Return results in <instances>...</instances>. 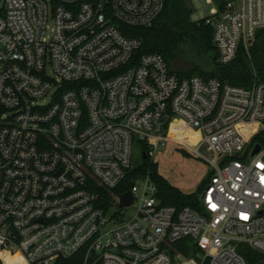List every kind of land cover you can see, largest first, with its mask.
Masks as SVG:
<instances>
[{
  "label": "built area",
  "instance_id": "obj_1",
  "mask_svg": "<svg viewBox=\"0 0 264 264\" xmlns=\"http://www.w3.org/2000/svg\"><path fill=\"white\" fill-rule=\"evenodd\" d=\"M214 1L205 23L227 64L264 28V0ZM162 8L0 0V264H54L82 249L84 264H248L240 243L264 253V82L179 76L158 53L137 56L125 29L150 26ZM175 119L196 142L170 134ZM169 140L210 166L199 209L162 204L148 175L133 180L128 206L121 194L105 201L132 168L134 142L153 159ZM186 238L188 254L175 245Z\"/></svg>",
  "mask_w": 264,
  "mask_h": 264
},
{
  "label": "trees",
  "instance_id": "obj_2",
  "mask_svg": "<svg viewBox=\"0 0 264 264\" xmlns=\"http://www.w3.org/2000/svg\"><path fill=\"white\" fill-rule=\"evenodd\" d=\"M194 8L190 0H163V8L154 19L152 24L147 27L126 28V34L137 37L141 45L136 51V55L140 56L147 52H155L160 54L167 62L168 66L179 76H189L192 74L200 75L204 78L213 76L222 83L231 85L250 87L254 83L264 82V28L259 29L251 44L249 45L248 54L244 49H239L234 60L227 64H219L217 62V52L212 42V28L205 23V18L199 20H191ZM189 43L196 47V53L204 55L208 52L214 53L213 68L209 73L192 72L199 70L198 66L188 70L182 68L174 70L171 63L173 60L181 57V43ZM173 129L179 127L177 119L172 122ZM193 134V132L183 131L184 137ZM143 148V146H141ZM145 149V148H143ZM145 151V150H143ZM145 155V157H143ZM148 175L156 184L157 195L164 205H173L178 208L189 206L193 209H199L198 193H184L178 188L172 186L157 171V163L146 153L142 154V161L127 173L125 179L115 188L103 191L105 201L110 200L112 195H120L127 192L133 180L138 176ZM183 250L184 254H188L189 248L194 247L190 238L183 239L175 244ZM238 251L243 255L248 264H264V253L258 252L245 243L238 245ZM93 255H89L86 264H100L93 262ZM85 250L82 249L69 257H60L54 264H84Z\"/></svg>",
  "mask_w": 264,
  "mask_h": 264
},
{
  "label": "rangeland",
  "instance_id": "obj_3",
  "mask_svg": "<svg viewBox=\"0 0 264 264\" xmlns=\"http://www.w3.org/2000/svg\"><path fill=\"white\" fill-rule=\"evenodd\" d=\"M194 11L191 15V20H199L204 16L209 15V9L214 6L213 3H206L205 0H190ZM180 49L183 52L181 57L173 60L171 63L174 70L182 68L188 70L198 66L199 70L192 72L209 73L212 71L214 53L208 52L202 55L196 53V47L187 41L180 44ZM182 134L186 131L181 125L174 130ZM191 143V142H190ZM193 143V142H192ZM200 151H203L202 149ZM142 161L141 147L138 142L132 145L131 165L137 166ZM153 161L157 163V171L162 175L172 186L178 188L184 193L197 192L201 183L206 181L210 175L209 164L201 157L192 153L182 143L169 140L164 147L158 148L153 156Z\"/></svg>",
  "mask_w": 264,
  "mask_h": 264
},
{
  "label": "water",
  "instance_id": "obj_4",
  "mask_svg": "<svg viewBox=\"0 0 264 264\" xmlns=\"http://www.w3.org/2000/svg\"><path fill=\"white\" fill-rule=\"evenodd\" d=\"M167 120V118H165V121ZM259 150V145H256L254 150H253V154L256 153ZM143 157H145V155H143ZM131 202V193L130 191H127L125 193H122L120 195V201H119V206L120 207H126L130 204Z\"/></svg>",
  "mask_w": 264,
  "mask_h": 264
},
{
  "label": "bare ground",
  "instance_id": "obj_5",
  "mask_svg": "<svg viewBox=\"0 0 264 264\" xmlns=\"http://www.w3.org/2000/svg\"><path fill=\"white\" fill-rule=\"evenodd\" d=\"M178 122H179V121H178ZM172 127H173V125L171 124L170 134L173 135V136H176V134H179L178 131H176V132H174V133L172 134V133H171V132H172L171 130L173 129ZM186 131L189 132V133H190V132H193V134H190L189 136L184 137V136L180 133V134H179L180 137L186 139L188 142H191V143H192V142H193V143L196 142V140H197L196 132L193 131V130H186Z\"/></svg>",
  "mask_w": 264,
  "mask_h": 264
},
{
  "label": "crops",
  "instance_id": "obj_6",
  "mask_svg": "<svg viewBox=\"0 0 264 264\" xmlns=\"http://www.w3.org/2000/svg\"><path fill=\"white\" fill-rule=\"evenodd\" d=\"M205 2H206V3H208L206 0H205ZM211 3H213V4H214V6H213V7H211V8L209 9V13H210L211 9H212V8H214V7H216V5H217V4H216V2H215L214 0H213ZM204 17H205V16H204Z\"/></svg>",
  "mask_w": 264,
  "mask_h": 264
}]
</instances>
